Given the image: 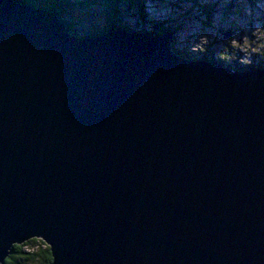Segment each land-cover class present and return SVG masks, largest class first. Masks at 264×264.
I'll return each mask as SVG.
<instances>
[{
  "label": "water",
  "instance_id": "1",
  "mask_svg": "<svg viewBox=\"0 0 264 264\" xmlns=\"http://www.w3.org/2000/svg\"><path fill=\"white\" fill-rule=\"evenodd\" d=\"M174 32L0 0V264L32 239L51 264H264V68Z\"/></svg>",
  "mask_w": 264,
  "mask_h": 264
},
{
  "label": "rangeland",
  "instance_id": "2",
  "mask_svg": "<svg viewBox=\"0 0 264 264\" xmlns=\"http://www.w3.org/2000/svg\"><path fill=\"white\" fill-rule=\"evenodd\" d=\"M92 1L43 2L58 8L66 6L60 19L74 35L88 37L103 32L110 18ZM133 1L130 5H120L115 17L130 31L153 32L158 26L170 28L169 33L175 31L172 49L193 60L211 53L225 67H264V0H195L198 5H208L209 16H201L197 11L189 15L191 0ZM40 247L44 245L36 242L24 246L23 250L35 251Z\"/></svg>",
  "mask_w": 264,
  "mask_h": 264
},
{
  "label": "trees",
  "instance_id": "3",
  "mask_svg": "<svg viewBox=\"0 0 264 264\" xmlns=\"http://www.w3.org/2000/svg\"><path fill=\"white\" fill-rule=\"evenodd\" d=\"M26 1H28L31 5H33L37 8L47 9L49 11L55 12L59 18L63 15V13H65V11L67 9L66 6H62V7L58 8L57 6L46 5L43 2L44 0H26ZM65 1H67V0H65ZM191 1H192V3L188 9L189 15H192L194 11H197V13H199L201 16L203 14L206 16L210 15L208 5H202L201 6V5H198L195 0H191ZM133 2H134L133 0H93L92 1L93 4L99 5L101 8H103L105 10L106 13H108V16L110 18L108 20L106 28L111 23H115V24H118L123 29H125L126 31H129L130 29L127 28L126 26H124L121 22L115 20V17L118 16V8L120 7V5H123V4L130 5ZM61 5H62V2H61ZM66 26L69 29V31L71 33H73V31L70 29L68 24H66ZM170 31H171L170 28H161V26H158V27H156V29L153 32L169 33ZM97 34H100V33H97ZM95 35L96 34H91L88 37H93ZM171 45L173 46V43H171ZM173 51L175 53H177L180 57H183V58L189 59V60H193L190 57L185 56L180 51H177L174 49H173ZM200 60L218 61L219 63L223 64L222 61H219L218 58H215L211 53H204L203 56L200 57ZM228 67L233 69V70H240V71L255 68L254 66L246 67V68H240L237 66H228ZM262 68H264V67H262ZM36 242L40 243L41 245H44V247L43 248L40 247V248L36 249L35 251L23 250L24 246L31 244V243H36ZM35 263H37V264H51V256H50L48 246L47 245L45 246L44 242H42L41 240L39 241L37 239L29 240V241H27L21 245H13L10 249V252H9L7 258L4 260L3 264H35Z\"/></svg>",
  "mask_w": 264,
  "mask_h": 264
}]
</instances>
